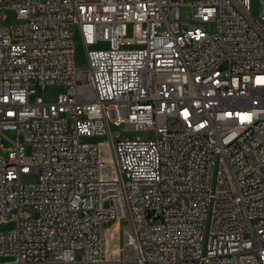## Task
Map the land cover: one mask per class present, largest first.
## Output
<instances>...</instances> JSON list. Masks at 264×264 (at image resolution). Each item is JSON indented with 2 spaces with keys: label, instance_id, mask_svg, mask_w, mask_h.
I'll return each mask as SVG.
<instances>
[{
  "label": "built area",
  "instance_id": "obj_1",
  "mask_svg": "<svg viewBox=\"0 0 264 264\" xmlns=\"http://www.w3.org/2000/svg\"><path fill=\"white\" fill-rule=\"evenodd\" d=\"M252 11L0 0V264H264V0Z\"/></svg>",
  "mask_w": 264,
  "mask_h": 264
},
{
  "label": "rangeland",
  "instance_id": "obj_2",
  "mask_svg": "<svg viewBox=\"0 0 264 264\" xmlns=\"http://www.w3.org/2000/svg\"><path fill=\"white\" fill-rule=\"evenodd\" d=\"M252 7H253V15L257 14L258 11V0H252ZM181 16L183 22H192L195 21L192 18V8L190 5H185L181 9ZM185 25L184 27H186ZM207 31L210 33H214L216 30V24L214 21L209 22L207 25ZM76 41H77V54H76V61L77 64L80 66H83L86 63V52L85 48L83 46V43L81 41V37L79 36V33L76 35ZM56 90H60V88L56 87ZM113 133L117 134L118 132L121 133V137H130V138H136V137H142V138H151L155 136V132L153 130L146 131V132H137L133 130H126L125 126H113L112 127ZM35 178L34 174H30L29 176H25L23 179L26 180H33ZM16 226L15 220H9L7 222L0 224V230L1 231H8Z\"/></svg>",
  "mask_w": 264,
  "mask_h": 264
}]
</instances>
